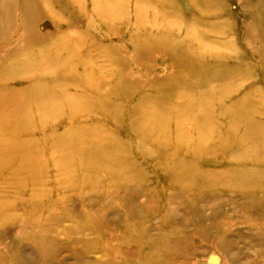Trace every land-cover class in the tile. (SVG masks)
Masks as SVG:
<instances>
[{
    "label": "rangeland",
    "instance_id": "374dc122",
    "mask_svg": "<svg viewBox=\"0 0 264 264\" xmlns=\"http://www.w3.org/2000/svg\"><path fill=\"white\" fill-rule=\"evenodd\" d=\"M40 6L66 81L0 101V264H264V0Z\"/></svg>",
    "mask_w": 264,
    "mask_h": 264
},
{
    "label": "bare ground",
    "instance_id": "6f19581e",
    "mask_svg": "<svg viewBox=\"0 0 264 264\" xmlns=\"http://www.w3.org/2000/svg\"><path fill=\"white\" fill-rule=\"evenodd\" d=\"M12 1L0 0V101L11 98L14 93L17 94L10 107L19 109L31 103L37 114L36 122L42 125L47 112L51 113L53 108L51 98L57 92L64 91L60 86L66 81L64 73L55 70L62 64L68 63V60L64 59L62 49L58 52L54 50L56 46L53 44L51 50H43L47 47L49 42L47 40L51 39V33H43L35 27L43 14L40 0H19L15 11H10L9 6L12 5L10 3ZM5 38H8V41H5ZM33 47L36 51L43 50L40 51L42 53L34 56ZM219 69L217 66L210 68L213 73L212 80L224 74ZM27 73L30 75L26 76ZM22 78L25 80L24 84L15 86L14 82ZM54 84H57V88H53ZM95 93L94 91V95ZM44 97L48 98L47 103L42 99ZM1 142L0 156L9 154L10 150Z\"/></svg>",
    "mask_w": 264,
    "mask_h": 264
}]
</instances>
